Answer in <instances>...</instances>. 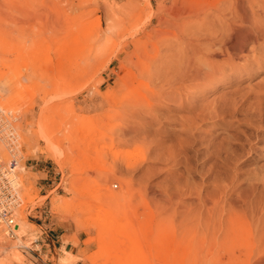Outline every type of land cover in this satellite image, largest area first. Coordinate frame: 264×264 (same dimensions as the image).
<instances>
[{
    "label": "rangeland",
    "instance_id": "obj_1",
    "mask_svg": "<svg viewBox=\"0 0 264 264\" xmlns=\"http://www.w3.org/2000/svg\"><path fill=\"white\" fill-rule=\"evenodd\" d=\"M91 2L0 0V153L20 183L0 264H264V70L132 87L150 27L209 2Z\"/></svg>",
    "mask_w": 264,
    "mask_h": 264
},
{
    "label": "bare ground",
    "instance_id": "obj_2",
    "mask_svg": "<svg viewBox=\"0 0 264 264\" xmlns=\"http://www.w3.org/2000/svg\"><path fill=\"white\" fill-rule=\"evenodd\" d=\"M91 1L90 3H92ZM207 1L209 2L208 5L198 8L199 10L192 18L182 20L181 23L177 24V29L174 32L171 30L172 28L170 30L164 28L166 31L164 30L162 34L159 27L158 29L156 28L157 26L153 27L150 25V32H154L153 34H155L153 40L149 38L152 40L150 44L143 43L142 46L138 47L135 58L127 55L129 58L126 63L129 64H127L129 74L132 75L130 77V85L132 87L147 86L149 85V81L152 80L153 84L151 86H153V89L160 88L165 83L171 85L175 83L178 88H182L187 85L188 81H204L205 78L211 75L220 74L227 66H235L238 69L237 63L241 64V66L244 65V67L256 65L258 70H264V0ZM104 5L107 4L105 3ZM106 7L110 9L112 6ZM112 11L115 10L113 9ZM112 13L114 14V12ZM259 16H262L263 19H259ZM156 18L160 25L165 26L162 21L166 20L162 16H156ZM164 23L169 24L167 21ZM149 35L151 37V34ZM170 38L176 41H171V43ZM135 45L133 43V46ZM118 58L121 59V57ZM217 58H221V65L217 64L215 60ZM5 126H2V129H6ZM9 136L8 133L0 134V142L7 144ZM0 158L7 163L1 153ZM10 171L12 172L10 183L14 184L15 190L17 191L18 188L19 192L20 183L18 177L14 169ZM18 197H20V192ZM19 204L20 201L19 203L16 202L13 206L15 217ZM15 223L17 222L15 221ZM17 228L18 223L15 226V229ZM4 229L6 230V227L0 224V232L3 234H5ZM5 235L8 236L7 234Z\"/></svg>",
    "mask_w": 264,
    "mask_h": 264
},
{
    "label": "built area",
    "instance_id": "obj_3",
    "mask_svg": "<svg viewBox=\"0 0 264 264\" xmlns=\"http://www.w3.org/2000/svg\"><path fill=\"white\" fill-rule=\"evenodd\" d=\"M2 126H5L6 129H2ZM9 132H12L9 119L3 116V112L0 109V134ZM13 166L12 162L5 163L0 158V224L6 227V230L4 229L5 234L10 237L15 236L14 231L16 230L15 226H17L13 206L16 202L19 203L20 201L18 188L16 191L14 184L10 183V175L12 173L10 170L13 171Z\"/></svg>",
    "mask_w": 264,
    "mask_h": 264
}]
</instances>
